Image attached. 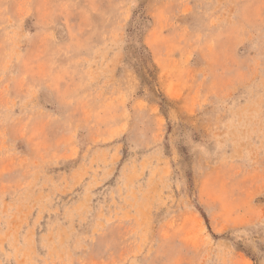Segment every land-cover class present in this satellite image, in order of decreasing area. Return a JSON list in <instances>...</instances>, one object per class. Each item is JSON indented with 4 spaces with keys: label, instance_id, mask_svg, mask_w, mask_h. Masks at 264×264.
Listing matches in <instances>:
<instances>
[{
    "label": "rangeland",
    "instance_id": "1",
    "mask_svg": "<svg viewBox=\"0 0 264 264\" xmlns=\"http://www.w3.org/2000/svg\"><path fill=\"white\" fill-rule=\"evenodd\" d=\"M0 264H264V0H0Z\"/></svg>",
    "mask_w": 264,
    "mask_h": 264
}]
</instances>
